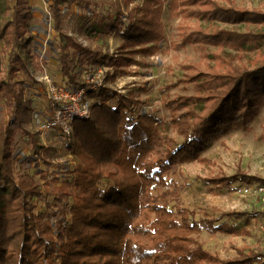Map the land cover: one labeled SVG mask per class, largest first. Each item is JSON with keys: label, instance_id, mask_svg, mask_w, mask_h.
<instances>
[{"label": "trees", "instance_id": "trees-1", "mask_svg": "<svg viewBox=\"0 0 264 264\" xmlns=\"http://www.w3.org/2000/svg\"><path fill=\"white\" fill-rule=\"evenodd\" d=\"M45 1L51 2L53 28L60 38L61 73L72 90L88 87L78 79L88 67H113V79L115 72L123 73L135 61V55L158 52L165 39L162 0H141L137 5L135 0H122L125 13L115 5L113 14L107 11L100 23L88 28L121 42L115 57L83 47L59 30L64 6L76 3L88 9L91 1ZM178 1L182 16L211 24L264 23V12L223 9L213 0H165L167 10L175 9ZM0 18V98L4 102L0 120V264H264L263 250L236 249L233 258L221 259L204 251L193 237L202 231L241 235L244 232L238 226L222 220L246 213L196 220L195 213L184 207L167 210L158 202L166 201L167 191L176 199L183 190L169 177L177 166L202 162L201 155L213 142L234 129L247 128L264 100V33L210 29L182 35L174 48L196 45L200 60L184 66L182 79L162 89L168 121L149 113L136 114L132 94L88 87L89 98L96 102L89 118L73 121L74 143L67 146L78 163L65 172L58 187L47 189L53 199L45 210L35 212L30 200L40 193L38 185L34 176L17 169L14 156V136L25 132L31 116L18 73H28L27 60L41 68V60L29 50L33 13L28 0H0ZM209 46L253 52V66L231 65L219 53L209 52ZM180 84L191 85L194 93L170 98L169 91ZM168 127L174 137L165 133ZM29 137L32 162L42 147ZM39 174L49 184L44 173ZM252 180L264 184L244 175L215 177L205 183L209 192L220 193L232 191L234 182L250 184Z\"/></svg>", "mask_w": 264, "mask_h": 264}, {"label": "rangeland", "instance_id": "rangeland-1", "mask_svg": "<svg viewBox=\"0 0 264 264\" xmlns=\"http://www.w3.org/2000/svg\"><path fill=\"white\" fill-rule=\"evenodd\" d=\"M92 7L82 8L76 3L64 6L59 18V30L68 37L77 41L83 47L91 50L101 51L111 57L119 56L118 47L121 42L112 35L91 33L88 28L103 20L105 13H114L115 5L125 13L122 0H88ZM163 1V14L161 17L165 39L160 43V50L151 56L135 55V61L124 69L123 73L115 72L113 79V67H88L86 72L78 75V79L88 85L91 89L105 87L121 95L132 94L135 113H149L168 121L169 115L163 108L162 89L182 79L183 67L192 65L200 60V51L196 45H186L184 48L175 49L182 35L195 30L207 31H229L236 33H264V23L250 25L247 22H223L215 21L211 24L205 20H198L192 16L184 17L179 10V1L175 9L167 10L165 0ZM223 9L229 8L244 11L264 12V0H213ZM141 0H135L137 5ZM50 3L45 0H28L33 13L30 22V37L32 38L29 50L41 60V68L36 69L27 60L28 73H18L19 79L24 83L25 101L31 108L29 122L24 125V133L14 136V156L17 160V169L27 171L34 176L38 185L39 194L31 198L30 203L35 212H43L47 203L53 199L48 195L51 188L58 187L63 181L65 172L78 163V159L68 149V145L74 143L73 133L65 143H60L57 137L58 131L45 132L39 129L36 122L51 115L53 109L46 96V87L50 83L69 87L66 78L62 76L59 60L58 33L54 30V19L50 12ZM95 3V4H94ZM12 5V2L9 4ZM94 6V7H93ZM2 19L0 18V25ZM264 47V44H263ZM1 48V42H0ZM71 52V49H69ZM209 52L219 53L227 63L237 67L253 66V52H238L228 47L219 48L209 46ZM19 55L24 57V53ZM31 61V62H30ZM89 76V81L85 79ZM93 81V82H92ZM100 83V87L93 86ZM84 94V107L87 116L90 117V107L96 102L95 98H89L87 88ZM96 89V90H97ZM93 91V90H92ZM194 88L182 84L171 89L168 93L170 98L176 96H190ZM111 105L112 101H108ZM4 114V102L0 98V120ZM36 115V117H34ZM75 120H79L76 118ZM74 120V121H75ZM73 129V127H72ZM26 133V134H25ZM171 137L175 134L171 128L165 131ZM36 141L39 149V157L36 156L31 162L29 157L32 153L31 138ZM202 162H191L177 166L169 177L183 190L175 199L170 191L165 192L164 202H158L167 210H174L176 205L184 207L195 213L194 219L204 217L217 219L221 213L237 212L246 213L240 218L226 217L222 221L238 226L241 235L216 233L211 235L202 231L193 237L201 248L210 255L221 259L233 258L236 249H258L264 251V199L252 192L247 195L235 193V189L243 185L250 187L264 186L255 180L250 184L234 182L232 191L223 189L220 193L209 192L205 180L215 177L230 178L235 175H244L247 178L264 181V100L258 105L253 118L248 122L247 128L232 130L222 139L213 142L212 146L201 155ZM30 161V162H29ZM49 165V167H48ZM39 171L46 176L49 186L44 179L40 178ZM43 175V174H42ZM58 179L57 182L52 181ZM49 189V190H47ZM69 216L67 219L69 220Z\"/></svg>", "mask_w": 264, "mask_h": 264}, {"label": "built area", "instance_id": "built-area-1", "mask_svg": "<svg viewBox=\"0 0 264 264\" xmlns=\"http://www.w3.org/2000/svg\"><path fill=\"white\" fill-rule=\"evenodd\" d=\"M85 81H89V76ZM96 82L97 84L93 86L100 87V83L98 81ZM84 94L85 90L82 88L72 90L70 87H65L60 84L50 83L47 85L46 96L53 111L48 118L36 120L39 129L45 132L58 131L60 136L57 137V140L62 144H67L70 135L73 133V121L76 118L79 120L88 118L87 110L85 108L83 109ZM252 192L260 195L264 199V186L250 187L243 185L235 189V193L241 195H247Z\"/></svg>", "mask_w": 264, "mask_h": 264}]
</instances>
